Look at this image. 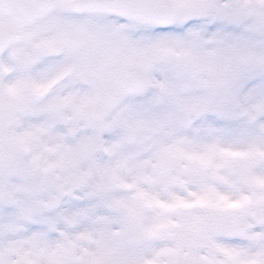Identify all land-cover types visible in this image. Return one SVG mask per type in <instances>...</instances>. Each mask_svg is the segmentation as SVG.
I'll return each mask as SVG.
<instances>
[{
	"label": "snow or ice",
	"instance_id": "6c2138e0",
	"mask_svg": "<svg viewBox=\"0 0 264 264\" xmlns=\"http://www.w3.org/2000/svg\"><path fill=\"white\" fill-rule=\"evenodd\" d=\"M0 264H264V0H0Z\"/></svg>",
	"mask_w": 264,
	"mask_h": 264
}]
</instances>
